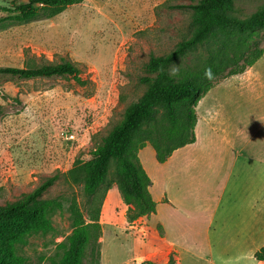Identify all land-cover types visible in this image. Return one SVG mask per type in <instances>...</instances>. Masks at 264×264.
<instances>
[{
    "label": "rangeland",
    "instance_id": "rangeland-1",
    "mask_svg": "<svg viewBox=\"0 0 264 264\" xmlns=\"http://www.w3.org/2000/svg\"><path fill=\"white\" fill-rule=\"evenodd\" d=\"M26 1L0 0V66L69 61L84 81L0 75V205L55 177L42 195L54 201L46 212L49 227L23 234L14 254L23 264H55L64 252L59 244L73 230L70 206L75 202L86 222L97 210L100 223L82 264H163L169 258L175 264L182 257V264H203L188 253L205 247L209 221L195 204L203 198L220 202L221 216L212 224L217 229L232 208L222 188L234 152L262 157L264 163V53L242 73L216 82L199 100L197 140L175 154L191 159L189 163L176 166L172 160L163 166L150 143L139 152L158 210L149 218L129 221L127 209L133 206L122 199L114 165L109 183L91 195L83 190L80 165L146 89L139 78L148 59L168 53L188 36L189 5L197 0H82L51 17L25 22L14 8ZM263 5L264 0H235L232 14L245 17ZM260 33L264 44V30ZM205 52L199 46L178 64H197ZM229 139L232 146L225 142ZM237 141L241 147L233 146ZM236 161L240 164L242 158ZM247 167L248 173L257 171L253 164ZM236 177L234 172L231 178ZM161 224L172 242L165 239ZM224 239L213 236L211 244L221 264H264L249 256L243 259L234 248L223 254Z\"/></svg>",
    "mask_w": 264,
    "mask_h": 264
},
{
    "label": "trees",
    "instance_id": "trees-1",
    "mask_svg": "<svg viewBox=\"0 0 264 264\" xmlns=\"http://www.w3.org/2000/svg\"><path fill=\"white\" fill-rule=\"evenodd\" d=\"M82 0H27L14 8L21 21L51 17L66 6ZM191 9L190 33L164 55L151 56L144 64L139 82L144 92L124 109L122 118L91 150L90 158L80 165L83 190L91 195L105 183L111 165L118 176L119 189L127 209V219L149 218L156 211L149 187L151 179L143 168L138 151L150 143L158 163H164L174 150L195 141L196 105L218 82L240 74L254 65L264 53L261 31L264 30V5L252 14L234 13L235 0H197ZM4 10H7L4 8ZM10 10V9H8ZM199 46L206 48L197 64L179 66ZM0 75L18 79L64 77L83 82L78 69L69 61L1 67ZM161 113V121L157 122ZM55 177H48L17 199L0 205V264H23L14 254L15 244L28 231L49 227L46 216L54 201L43 198ZM73 230L60 243L62 257L55 264H82L85 248L97 240L100 230L98 211L86 222L77 204L70 206ZM253 257L264 261V244ZM140 264H155L150 260ZM173 264L171 258L167 263Z\"/></svg>",
    "mask_w": 264,
    "mask_h": 264
},
{
    "label": "crops",
    "instance_id": "crops-1",
    "mask_svg": "<svg viewBox=\"0 0 264 264\" xmlns=\"http://www.w3.org/2000/svg\"><path fill=\"white\" fill-rule=\"evenodd\" d=\"M211 122L212 119L209 120V124ZM196 140L197 137L191 144H194ZM225 142L227 145L232 146V141L230 139ZM191 144L174 150L171 156H169V158L164 163L160 164H163V166H168L172 160L175 161L176 166L183 164L184 162L189 163L191 159H186L182 155H179L175 158V154ZM233 146L241 147L239 141H237V144L234 143ZM145 147L146 146L138 151V157L139 152L142 151ZM234 154L235 158L234 160H232L231 166L227 168V171L229 173L226 177V180L224 181V185L222 188V190L224 191L223 193H226L229 197V205L232 206L227 218H224V221H222L221 219V221H219L220 223L218 222L219 226L217 227V229L214 228L213 230L212 224L217 218L219 219L218 216H221V213L219 211L220 202L212 204L210 202V199L203 198L200 203L195 204L194 206L197 209L202 210V212L205 213L207 217L209 216L207 228L204 231L203 242L205 244H203L205 245V247L202 246L201 248H193V250L191 249L188 252L191 258L197 259L203 264H221L218 260L220 259L219 255H217V253H215L211 248L213 236L218 238L219 235H223L225 237V239L223 240L224 245L221 248L223 254L225 251L227 253V251L234 248L239 251V255L243 259H245V256L254 258V252L264 244V204L262 201L264 181V163H262L263 159L262 157L257 159L255 156L254 158L253 156H247L245 152L240 151H235ZM239 158H242V162L240 164H237L236 160H238ZM248 164H253L254 166H256L257 171L252 173L250 169V173H248ZM234 172H236V174L238 173L239 178H231ZM165 198V202L171 204L166 195ZM157 210L158 208L156 206V211ZM176 211H180V209H177ZM161 226L164 231L165 239L168 240L169 233L166 229V226L165 228L163 224H161ZM168 241L172 242L171 240ZM183 251L184 250L180 247L179 254H181L182 256ZM228 260L229 257L227 258V261ZM182 262L183 257L181 259V262L177 260L175 264H182Z\"/></svg>",
    "mask_w": 264,
    "mask_h": 264
}]
</instances>
